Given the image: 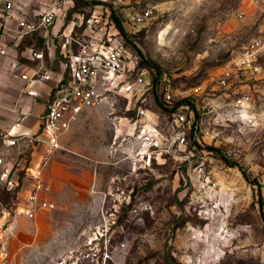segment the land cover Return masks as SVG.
<instances>
[{"label": "rangeland", "instance_id": "rangeland-1", "mask_svg": "<svg viewBox=\"0 0 264 264\" xmlns=\"http://www.w3.org/2000/svg\"><path fill=\"white\" fill-rule=\"evenodd\" d=\"M45 10L58 13L54 36L16 45L5 17L14 29ZM263 19L264 0H0V36L19 51L52 37L64 59L69 38H111L166 78L80 114L54 153L12 151L19 184L0 183L2 206L14 215L38 181L26 172L34 166L56 208L16 216L8 264H264V96L252 88V115L236 117L217 82ZM184 100L196 105L197 130L173 122ZM143 112L157 123V146L134 143Z\"/></svg>", "mask_w": 264, "mask_h": 264}, {"label": "built area", "instance_id": "built-area-1", "mask_svg": "<svg viewBox=\"0 0 264 264\" xmlns=\"http://www.w3.org/2000/svg\"><path fill=\"white\" fill-rule=\"evenodd\" d=\"M7 8L12 12L11 3L7 4ZM151 13L148 9L141 15L132 17L134 25H141ZM11 17L12 15L6 16L5 21ZM57 19L58 13L55 10H45L36 15L19 18L14 29L5 25L8 30L14 31L15 44L18 45L27 35L42 33L48 37ZM117 32L119 33L118 30ZM62 48L63 70L49 71L39 68L21 75L28 85L37 82L52 83L41 129L36 135L29 137L30 142L47 147L48 153L62 148L63 134L69 128L70 122L88 109L108 101L113 95L140 98L154 84L166 80L155 69L140 66L139 60L128 48L120 42H112L111 38L108 42L85 43L69 38L62 44ZM10 50L6 36H0V65L9 56ZM29 51L32 59L44 58L42 52L32 47ZM217 82L226 91V98H232V101L227 102V106L232 107V114L246 118L252 115L254 95L251 89L264 96V19L250 41L237 52L233 63L217 77ZM29 92L32 93L30 90ZM178 107L181 110L173 114V122L197 130L199 125L195 118L196 105L193 101L187 100ZM159 133L157 123L148 112H143L135 122L134 143L139 148L157 146ZM15 138L11 132L0 131V183L8 188L19 184L12 175L14 164L10 147L15 145ZM179 138L182 143L187 142L186 136L181 135ZM26 172L38 181L33 184V190L25 201L16 203L14 215L10 209L2 206L0 200V264H8L5 240L11 233L16 216L22 215L33 220L40 212L56 208V204L43 194L41 173H32L30 167ZM199 173H204L203 167H200Z\"/></svg>", "mask_w": 264, "mask_h": 264}, {"label": "crops", "instance_id": "crops-1", "mask_svg": "<svg viewBox=\"0 0 264 264\" xmlns=\"http://www.w3.org/2000/svg\"><path fill=\"white\" fill-rule=\"evenodd\" d=\"M9 22L10 19H7L5 24L8 26ZM55 28L56 25L49 32V36L51 33L52 37L54 36ZM52 37L44 41L40 48L29 44L24 50L19 51L11 46L9 56L3 59L0 65V131H8L15 135L16 143L10 150L16 156L28 150L35 155L36 149L41 145L30 142L29 137L36 135L41 129L52 83L37 82L28 85L21 75L39 68L49 71L63 70V58H60ZM30 47L42 52L44 58L32 59ZM29 167L35 169L34 166Z\"/></svg>", "mask_w": 264, "mask_h": 264}, {"label": "trees", "instance_id": "trees-1", "mask_svg": "<svg viewBox=\"0 0 264 264\" xmlns=\"http://www.w3.org/2000/svg\"><path fill=\"white\" fill-rule=\"evenodd\" d=\"M93 3H95V4H98L99 2H98V1H93ZM117 22H118L119 28H121V29H122V26H121V24H120L119 20H118ZM185 102H187V100H184V101H182V102L178 103V106L182 105V104H183V103H185Z\"/></svg>", "mask_w": 264, "mask_h": 264}]
</instances>
